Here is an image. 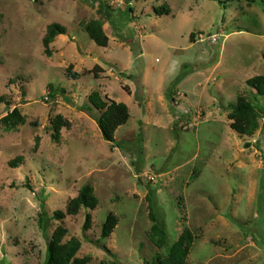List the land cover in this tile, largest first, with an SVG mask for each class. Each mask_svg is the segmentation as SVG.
Returning a JSON list of instances; mask_svg holds the SVG:
<instances>
[{"label": "rangeland", "instance_id": "374dc122", "mask_svg": "<svg viewBox=\"0 0 264 264\" xmlns=\"http://www.w3.org/2000/svg\"><path fill=\"white\" fill-rule=\"evenodd\" d=\"M98 18L107 47L82 27ZM52 23L67 32L48 55ZM263 51L264 0H0V264H44L60 224L88 264H148L168 252L149 238L150 198L171 245L186 227L195 235L187 264H264V97L248 83L264 75ZM96 91L130 108L113 143ZM242 95L263 112L253 136L228 118ZM15 108L25 121L7 131ZM57 115L69 123L59 138ZM85 185L97 207L53 219Z\"/></svg>", "mask_w": 264, "mask_h": 264}, {"label": "trees", "instance_id": "16d2710c", "mask_svg": "<svg viewBox=\"0 0 264 264\" xmlns=\"http://www.w3.org/2000/svg\"><path fill=\"white\" fill-rule=\"evenodd\" d=\"M220 4L226 5L229 0H214ZM101 10V9H100ZM158 13L163 14L169 12V9L162 5L157 9ZM104 20L102 18L91 19L82 23V27L88 33L90 38L99 46L107 47L109 44V36L104 29ZM67 32L66 27L58 23H52L48 26L46 35L43 39L46 54L50 55V45L55 41L56 37L65 34ZM192 34V38H194ZM264 58V51H263ZM70 65L69 69H72ZM99 66H95L93 72L95 73ZM97 73V72H96ZM75 77L79 74L73 73ZM97 75V74H96ZM249 85H251L259 95L264 97V75H257L248 79ZM59 89L54 85H51V91L49 97L56 98L59 94ZM92 107L94 106L98 110H101V116L98 119V123L104 138L107 141L115 142V134L118 128L125 125L130 119V108L124 102H117L114 100L104 99L99 92H93L89 96ZM91 107V108H92ZM231 111L228 114V118L231 120V127L236 130L240 135L253 136L260 127V120L263 117V112L244 95L239 96L235 104L231 105ZM24 117L21 114L19 108H15L11 113L1 119L3 127L7 131L16 130L20 124L24 123ZM53 128L55 131L54 137L59 138L61 129L64 126H68L69 123L63 119L62 115H57L53 120ZM39 145L38 139L36 146ZM23 159L12 162L16 167ZM99 204V200L94 193L93 187L85 185L80 194L71 199L67 206V211H55L52 218L55 220H63L66 215L78 214L82 208L95 209ZM151 218L154 222L151 230L149 231L150 240L158 248H167L168 252L164 255H157L148 264H187L188 257L191 253L193 244L195 242V235L190 228L186 227L180 234L178 240L172 245L169 241V234L165 224L159 220L154 212V203L150 198ZM49 217L44 213L40 214V226L46 230V224ZM92 221V214H86L85 228L89 229ZM118 225V216L111 212L108 215L106 222L102 225V240L108 238L113 233L114 229ZM68 234L67 228L60 224L54 230L50 239L47 257L44 264H88L91 261L90 257H79L78 253L82 248V241L77 237H72L69 240H65ZM105 248L110 252L106 246ZM100 264H109L101 262ZM112 264H122L118 261Z\"/></svg>", "mask_w": 264, "mask_h": 264}]
</instances>
